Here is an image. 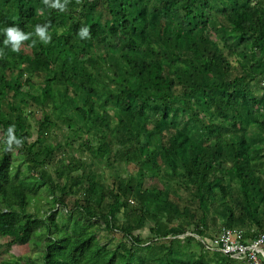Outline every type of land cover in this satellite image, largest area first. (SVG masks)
<instances>
[{"label": "trees", "instance_id": "16d2710c", "mask_svg": "<svg viewBox=\"0 0 264 264\" xmlns=\"http://www.w3.org/2000/svg\"><path fill=\"white\" fill-rule=\"evenodd\" d=\"M9 25L33 35L0 31L3 146L23 141L0 155V250L32 252L0 264H237L205 242L264 234V0H0Z\"/></svg>", "mask_w": 264, "mask_h": 264}, {"label": "rangeland", "instance_id": "374dc122", "mask_svg": "<svg viewBox=\"0 0 264 264\" xmlns=\"http://www.w3.org/2000/svg\"><path fill=\"white\" fill-rule=\"evenodd\" d=\"M2 104L4 106L5 102L2 101ZM3 108L5 109V107H3ZM47 111H48V109H47ZM54 117H55V115H53L51 118H54ZM37 118L33 117L32 119H30V123L32 125V127H31L32 134L35 133L36 127L39 124V120H41L40 118H38V120H37ZM54 131L58 132V134L62 133V130L58 129V128L54 129ZM49 137H51V134L49 135ZM75 147H77V144H75ZM75 149H76L75 152H74V150H70V149H68L67 152L72 153V151H73V153L79 154L80 151L77 150V148H75ZM7 150L12 151L10 148H6L3 146L2 132L0 130V155L6 153ZM11 163H12L13 170L16 169L14 171V173L17 174V177H21L25 181V183H27L28 179H34L36 177L34 174H32L31 171L25 170L24 165L26 164V161L22 160L21 155H19V154L13 155V157L11 158ZM93 168H95V170L98 172H104V170H105V168L103 166V162H100L98 160H93ZM133 169H134V166L130 164L123 171L130 172ZM29 209L31 210V208H29ZM6 220H8L9 223L12 224V227H13V230H11L12 232H14L15 228H17L19 225H21L23 223V220L21 219V217L17 216V215H12V216L8 217ZM152 223H153L152 221H147L146 225H150ZM0 226H1V223H0ZM141 233L142 234L148 233L147 228L144 227L141 230ZM0 241L1 242L6 241L5 237L1 238ZM1 248H3V249L0 250V260L2 258H12L15 256L24 255V254H30L32 252L30 246L27 243H23V244L16 243V244H12L9 247L6 246V243H3L1 245Z\"/></svg>", "mask_w": 264, "mask_h": 264}, {"label": "built area", "instance_id": "2783aa9c", "mask_svg": "<svg viewBox=\"0 0 264 264\" xmlns=\"http://www.w3.org/2000/svg\"><path fill=\"white\" fill-rule=\"evenodd\" d=\"M264 234H260L250 241L243 240L239 229L224 228L215 238L205 242L211 251H219L231 257H242L245 264H264Z\"/></svg>", "mask_w": 264, "mask_h": 264}, {"label": "clouds", "instance_id": "9594fccd", "mask_svg": "<svg viewBox=\"0 0 264 264\" xmlns=\"http://www.w3.org/2000/svg\"><path fill=\"white\" fill-rule=\"evenodd\" d=\"M45 4H48L50 7L60 9L61 11L65 9L67 0H44ZM4 33L5 39L3 43L5 45H10L12 51H19L20 44L22 41L28 40L30 36L33 35L32 32H24L16 25L5 26L3 29H0ZM35 34L39 37L40 41L47 43L51 39V35L48 32V22H45L43 25H35ZM78 35L82 39L89 37V27L87 25L81 27L78 30ZM35 42V41H33ZM15 125H9L7 128V137L6 143L9 148L13 144L20 146L22 144V138L18 137L14 131Z\"/></svg>", "mask_w": 264, "mask_h": 264}, {"label": "crops", "instance_id": "0c3cea01", "mask_svg": "<svg viewBox=\"0 0 264 264\" xmlns=\"http://www.w3.org/2000/svg\"><path fill=\"white\" fill-rule=\"evenodd\" d=\"M208 241V240H206ZM264 252V250H263ZM237 261V264H245V260L242 257H233Z\"/></svg>", "mask_w": 264, "mask_h": 264}]
</instances>
